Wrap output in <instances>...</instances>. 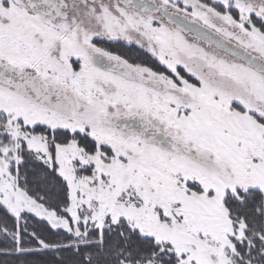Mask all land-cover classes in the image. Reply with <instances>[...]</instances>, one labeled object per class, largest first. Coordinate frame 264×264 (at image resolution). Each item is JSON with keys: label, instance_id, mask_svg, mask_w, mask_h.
<instances>
[{"label": "snow or ice", "instance_id": "6c2138e0", "mask_svg": "<svg viewBox=\"0 0 264 264\" xmlns=\"http://www.w3.org/2000/svg\"><path fill=\"white\" fill-rule=\"evenodd\" d=\"M0 264H264V0H0Z\"/></svg>", "mask_w": 264, "mask_h": 264}, {"label": "rangeland", "instance_id": "374dc122", "mask_svg": "<svg viewBox=\"0 0 264 264\" xmlns=\"http://www.w3.org/2000/svg\"><path fill=\"white\" fill-rule=\"evenodd\" d=\"M115 47H117L118 50L124 52L127 55H131V56L136 55V51L134 48H128V47L121 48L119 45H116Z\"/></svg>", "mask_w": 264, "mask_h": 264}]
</instances>
